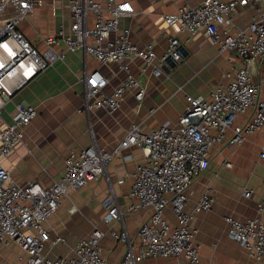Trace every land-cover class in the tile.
I'll return each mask as SVG.
<instances>
[{"label":"built area","instance_id":"1","mask_svg":"<svg viewBox=\"0 0 264 264\" xmlns=\"http://www.w3.org/2000/svg\"><path fill=\"white\" fill-rule=\"evenodd\" d=\"M66 1L70 11L68 25L62 22L53 35L43 37L44 47L39 49L19 29L36 0H0V109L37 75L56 61L66 60L68 53L83 51L98 63L91 69L84 67L80 79L82 100L78 111L86 116L98 109L116 113L128 92L139 103L142 101L146 89L133 73V64L139 74L159 77L166 74L171 62L183 59L178 36H169L161 53L156 52L153 42L139 46L131 40L129 28L120 25L123 17L134 12L128 1ZM238 6L252 10L251 22L245 28L232 22ZM162 19L176 32L192 36L203 31L219 50L232 51V74L227 72L228 81L218 82L209 97L186 95L184 110L174 124L165 122L146 130L141 123L132 122L113 151L95 141L69 147L60 178L49 185L36 179L20 183L0 164V244L18 245L27 255L26 264H108L102 255L106 233L126 245L120 264H135L125 217L139 210H148L149 214L137 229V258L174 256L183 257L185 264H199L193 221L199 211L211 208L215 197L207 190L187 210V189L207 170L213 146L223 142L239 145L247 134L264 124V0H201L164 13ZM153 110L150 108L149 114ZM248 112L251 113L245 122L236 123L239 115ZM37 114L33 104L15 105L10 120L0 129V159L9 156L15 145L23 141L24 128ZM131 146L139 147L143 156L131 173L132 203L123 209L110 186L102 200L106 229L94 225L77 240L72 254L49 258L46 244L64 242L65 238H52L43 223L60 208L62 197L99 179L106 173L113 153ZM259 156L264 160V150ZM123 158L127 160L131 155ZM224 165L229 167L230 162L225 161ZM243 194L249 197L251 190L245 188ZM167 208L174 214L175 222L166 216ZM225 220L230 236L250 256L262 259L264 196L254 216L239 220L227 215ZM117 223L120 229L115 228Z\"/></svg>","mask_w":264,"mask_h":264},{"label":"crops","instance_id":"2","mask_svg":"<svg viewBox=\"0 0 264 264\" xmlns=\"http://www.w3.org/2000/svg\"><path fill=\"white\" fill-rule=\"evenodd\" d=\"M117 1H128L133 7L134 12L123 17L120 25L129 28L134 43L143 46L153 42L156 52L161 53L168 37L175 35L182 43L183 59L172 64L166 74L159 77L139 74L136 63L133 64V73L146 89L142 101L139 103L128 92L122 108L116 113L109 114L98 109L88 116L78 111L82 100L80 79L84 67L91 69L98 63L84 55L83 51L68 53L66 60L56 61L16 92L0 109V129L10 120L17 103L33 104L38 111L24 131L23 141L15 145L9 156L0 159V164L11 172L16 181L24 183L28 179H36L44 185L51 184L60 178L63 171L64 158H57L60 152L67 154L69 147L87 145L91 141L113 151L132 122L141 123L146 130L165 122L174 124L184 110L186 95L203 94L209 97L218 82L228 81L229 77L225 74H232L235 63L232 51L219 50L203 31L192 36L176 32L162 19L164 13L175 12L179 7L191 6L201 0ZM251 12L246 6H238L232 17L233 24L247 27L251 22ZM69 13L66 0H36L33 11L21 21L19 29L42 49L41 39L53 35L60 23L68 25ZM105 72L108 73L107 69ZM150 108L154 109L151 114ZM250 113L239 115L236 123L245 122ZM53 115V120L58 119L59 123L54 127H45V121ZM152 116L154 119L150 120ZM262 150L264 124L247 134L239 145L216 144L210 150L207 170L195 178L187 189V210H191L195 201L207 190L215 197L211 208L199 211L193 221L196 230L194 239L199 244V264H264V257L256 259L250 256L230 236L229 224L225 220L227 215L244 220L257 213L258 203L264 196V160L259 156ZM127 154L131 158L126 160L123 156ZM142 161L139 147L124 148L120 153H113L106 173L99 179L88 182L77 191H69L65 199L70 204L74 203L77 209L68 211L70 204L66 207V202L61 203L57 212L43 223L52 238L57 235L65 238L64 242L47 244L45 251L49 258L72 254L77 240L87 235L94 225L106 229L102 222L106 213L102 200L110 186L123 209L132 203L129 195L131 173ZM225 161L230 162L229 167L224 165ZM245 188L251 190L249 197L243 194ZM165 213L171 222H175L169 208ZM148 214V210H139L125 217V227L134 245L135 264H185L183 257L137 258V229ZM115 228L120 229V224H115ZM102 245V255L108 264L122 262L126 251L123 242L106 233ZM0 246V264H26L27 255L18 245Z\"/></svg>","mask_w":264,"mask_h":264},{"label":"rangeland","instance_id":"3","mask_svg":"<svg viewBox=\"0 0 264 264\" xmlns=\"http://www.w3.org/2000/svg\"><path fill=\"white\" fill-rule=\"evenodd\" d=\"M81 94V93H80ZM81 97V95H79V98ZM81 99V98H80ZM53 118H54V115L51 117V119L50 120H48V121H45V127H54V126H56V123L58 124L59 123V121H58V119H56L55 121L53 120ZM92 119H93V117H92ZM154 119V117L152 116L151 117V119L150 120H153ZM148 125V122L146 123V126ZM26 128H27V126L24 128V131L26 130ZM49 130V129H48ZM65 153L64 152H60L58 155H57V158L58 159H63L64 157H65ZM70 192H68V194H69ZM66 202V207H67V205H69L70 204V202L67 200V199H65V197H62V199H61V203L62 204H64ZM75 204L74 203H72V204H70V206L68 207V211H75L77 208H76V206H74ZM46 248H47V244H46ZM2 250V247L0 246V251ZM46 250V249H45Z\"/></svg>","mask_w":264,"mask_h":264},{"label":"water","instance_id":"4","mask_svg":"<svg viewBox=\"0 0 264 264\" xmlns=\"http://www.w3.org/2000/svg\"><path fill=\"white\" fill-rule=\"evenodd\" d=\"M183 55H184V52H183ZM174 64V62H171V65Z\"/></svg>","mask_w":264,"mask_h":264}]
</instances>
